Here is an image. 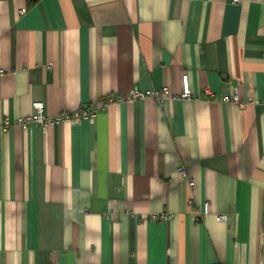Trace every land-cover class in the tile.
<instances>
[{"label": "crops", "instance_id": "1", "mask_svg": "<svg viewBox=\"0 0 264 264\" xmlns=\"http://www.w3.org/2000/svg\"><path fill=\"white\" fill-rule=\"evenodd\" d=\"M0 69V124L195 97L0 131V264H264V0H0Z\"/></svg>", "mask_w": 264, "mask_h": 264}, {"label": "built area", "instance_id": "2", "mask_svg": "<svg viewBox=\"0 0 264 264\" xmlns=\"http://www.w3.org/2000/svg\"><path fill=\"white\" fill-rule=\"evenodd\" d=\"M232 4L239 5L244 2V0H230ZM24 11L20 12V15H23ZM6 72L3 69H0V77L4 76ZM206 95L209 98L214 97V93L210 89L207 90ZM194 95L191 92L190 88V79L188 74H184L181 79V91L179 93H174L168 86H164L160 89H152L150 91H143L141 89L133 88L127 91L124 94L118 95H108L104 99L100 100L95 105H91L88 108L77 109L72 111H63L56 117L46 115V106L44 102H35L33 104L34 113L31 115H27L24 117H18L14 121H11L10 118H5L0 124V131L9 132L16 128L26 130L31 126L46 128L54 123L61 122H69V123H81L82 121H90L94 122L98 116L99 111H104L108 107L113 105L128 103V102H137L144 99H152L155 101L160 107L164 105V103L169 99H177V100H192L194 99ZM215 99V98H214ZM221 101L226 104H234L244 109L248 106V102L241 101L239 96V91L236 89L233 95H223L221 97ZM179 173L181 176L189 181V185L191 188H194L195 183L191 180L189 176V172L185 167H179ZM196 203L194 198H191L188 201V205L192 207ZM204 212L198 213V219H202L203 215L209 214L210 204L205 203ZM154 221H169L172 218L171 214L165 213L159 216L152 217ZM228 214H223L218 216L219 221H228Z\"/></svg>", "mask_w": 264, "mask_h": 264}, {"label": "trees", "instance_id": "3", "mask_svg": "<svg viewBox=\"0 0 264 264\" xmlns=\"http://www.w3.org/2000/svg\"><path fill=\"white\" fill-rule=\"evenodd\" d=\"M39 0H29V5L30 6H33L35 5L36 3H38Z\"/></svg>", "mask_w": 264, "mask_h": 264}, {"label": "rangeland", "instance_id": "4", "mask_svg": "<svg viewBox=\"0 0 264 264\" xmlns=\"http://www.w3.org/2000/svg\"><path fill=\"white\" fill-rule=\"evenodd\" d=\"M115 95V94H114Z\"/></svg>", "mask_w": 264, "mask_h": 264}]
</instances>
